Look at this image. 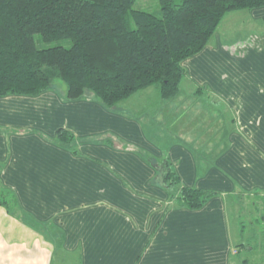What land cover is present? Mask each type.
<instances>
[{
    "label": "crops",
    "instance_id": "obj_1",
    "mask_svg": "<svg viewBox=\"0 0 264 264\" xmlns=\"http://www.w3.org/2000/svg\"><path fill=\"white\" fill-rule=\"evenodd\" d=\"M245 11L261 32L224 39L222 22ZM245 11L227 14L210 44L184 62L192 97L210 105L194 100L209 106L205 118L195 117L193 130L178 121L174 138L166 110L182 112L183 90L176 104L158 92L152 110L131 100L139 92L112 110L56 89L0 98V188L22 208L0 207V264H53L58 249L78 253L81 264H246L240 193L264 191V7ZM61 129L75 136L78 153L58 141ZM164 160L179 187L161 184ZM182 187L217 195L190 210ZM25 214L59 232L63 246Z\"/></svg>",
    "mask_w": 264,
    "mask_h": 264
},
{
    "label": "trees",
    "instance_id": "obj_2",
    "mask_svg": "<svg viewBox=\"0 0 264 264\" xmlns=\"http://www.w3.org/2000/svg\"><path fill=\"white\" fill-rule=\"evenodd\" d=\"M158 1L156 14L134 9L136 0H0V98L38 96L62 81L68 101H94L108 110L150 87H156L164 101L176 99L187 75L184 62L210 44L224 17L264 7V0ZM37 36L45 43L70 41L71 45L42 49ZM58 141L78 153L72 133L59 130ZM163 164L166 173L161 184L182 185L172 163ZM0 191V207L12 213L22 210L12 190ZM263 194L240 193L257 213L250 242L241 244L250 253H264V243H259L264 235L257 230L264 223ZM215 195V191L182 187L180 200L184 207L198 210ZM23 219L48 234L56 247L63 246V236L49 233V224L28 214ZM245 263H264V255Z\"/></svg>",
    "mask_w": 264,
    "mask_h": 264
},
{
    "label": "rangeland",
    "instance_id": "obj_3",
    "mask_svg": "<svg viewBox=\"0 0 264 264\" xmlns=\"http://www.w3.org/2000/svg\"><path fill=\"white\" fill-rule=\"evenodd\" d=\"M134 9L146 10V11L158 14L160 12V4L158 0H136L134 4ZM237 14L238 13L234 15L236 17H232L233 19L227 20L226 23L225 21H223L222 26L220 25L221 27H219V29L223 33L224 39L231 41L232 38L233 39L241 38L245 40L248 36L251 35L252 31L258 32V33L261 32L262 26L259 22L255 23L248 16H247L248 19L244 16L248 14L247 11H245V13H242L243 16H239ZM36 43H37V46L42 49L54 47L60 44L66 47H70L71 45L70 41H56L52 43H45L42 41L40 36L36 37ZM188 84L190 83H188L186 80H183V83H182V90H183V95H184L183 99H185L186 102L185 104L182 103L183 104L182 112L174 113L173 111L174 105L168 108V111L166 110V115H167V112L170 113L169 121H168V125L171 128L170 132L172 133L170 139L174 138V135H176L178 132V127H177L178 121L181 122V126L190 125L189 126L190 130L191 128L193 130L194 128L193 119L196 117V119H198L197 123L199 121H203V118H205L204 117L205 115H204V112L200 110H206L209 107V106L207 107L206 105H203L202 107H199V105L195 106L193 101L196 99L204 100V103L209 104L207 103L208 97L206 98L203 96L201 97L194 96L195 98L192 97L193 92H194L193 90L195 89L191 88ZM55 88L58 91L59 90H62V92L67 91V86L62 81H57ZM139 96L141 97L140 100H139ZM179 97L180 96H178L176 99L169 100V102L173 101L172 103L174 104L179 103ZM132 99L135 100L138 103V105H141L143 108H146L147 110L154 109L160 101L158 97V89L156 87H150L146 89L145 91L139 92L135 97H132L131 100ZM176 122L177 124L173 125V123H176ZM196 130H199V129H196ZM243 200L244 199H242L241 201ZM253 200L254 198L250 199L249 202L252 203ZM241 201L238 202L240 205H241ZM246 202L247 201H244V205H242L243 208H242V213H241V217L243 218V220L242 219L241 220L244 222V238H242V242H244L245 244L250 242L249 238L253 235V225L255 224L254 220L257 216V213H253V210L248 208ZM250 210H251L252 215L249 214ZM234 229H235V226H234ZM257 230L259 234H261L260 232H262V235H264V223L261 224L259 227H257ZM261 239H263V241ZM261 239L259 243H264L263 236H261ZM263 255L264 253L259 250L254 253H250V251L243 250L240 257L241 258L247 257L251 259V261H255L258 258L263 257ZM53 264H81V261H80V257L78 253L74 255H69V253H66L64 250L62 251L58 249L56 253L54 254Z\"/></svg>",
    "mask_w": 264,
    "mask_h": 264
}]
</instances>
